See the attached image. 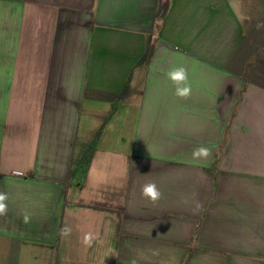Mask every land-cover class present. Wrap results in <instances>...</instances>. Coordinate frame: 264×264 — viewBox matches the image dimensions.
I'll return each mask as SVG.
<instances>
[{
	"label": "crops",
	"instance_id": "obj_1",
	"mask_svg": "<svg viewBox=\"0 0 264 264\" xmlns=\"http://www.w3.org/2000/svg\"><path fill=\"white\" fill-rule=\"evenodd\" d=\"M0 192V264H264V0H0Z\"/></svg>",
	"mask_w": 264,
	"mask_h": 264
},
{
	"label": "clouds",
	"instance_id": "obj_2",
	"mask_svg": "<svg viewBox=\"0 0 264 264\" xmlns=\"http://www.w3.org/2000/svg\"><path fill=\"white\" fill-rule=\"evenodd\" d=\"M167 79L173 84L175 87L174 95L187 99L192 92V86L189 82L187 69L183 66H174L166 73ZM211 156V149L205 146H200L193 150L192 158L194 160L204 159L206 160ZM141 195L147 199L149 202L155 204L162 198V192L159 190L157 185L153 182L146 183L142 186ZM8 200V196L6 193L0 192V216L6 215L8 211V206L6 201ZM199 206V205H198ZM28 216L24 217V221L28 222ZM72 232V228L68 225H65L61 229V236L66 237L69 236ZM94 239L93 233L87 232L84 234L83 243L86 245H91ZM131 264H137L136 260H133Z\"/></svg>",
	"mask_w": 264,
	"mask_h": 264
},
{
	"label": "trees",
	"instance_id": "obj_3",
	"mask_svg": "<svg viewBox=\"0 0 264 264\" xmlns=\"http://www.w3.org/2000/svg\"><path fill=\"white\" fill-rule=\"evenodd\" d=\"M84 159H86V157H84V158L82 159V161H84Z\"/></svg>",
	"mask_w": 264,
	"mask_h": 264
}]
</instances>
